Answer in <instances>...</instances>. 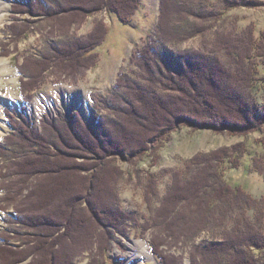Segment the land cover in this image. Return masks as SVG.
Instances as JSON below:
<instances>
[{
	"label": "trees",
	"instance_id": "1",
	"mask_svg": "<svg viewBox=\"0 0 264 264\" xmlns=\"http://www.w3.org/2000/svg\"><path fill=\"white\" fill-rule=\"evenodd\" d=\"M25 1L29 7L37 8L36 12L54 14V18L56 15L50 26L62 25L60 28L101 7L127 22L139 5L138 0ZM252 3L253 0H160L157 37H148L132 51L129 62L134 63L136 72L118 73L113 91L107 95L109 102L104 100L106 112L101 113L102 108L95 106L90 121L83 120L76 111L60 112L53 118H41L37 129L23 113L17 119L6 112L13 130L0 141V210L11 209V213L7 215L6 228L0 230V264H23L28 257L30 260L24 264H74L83 251L111 247L112 232L130 219V213L119 204L117 185L125 173L117 156L127 161L131 166L129 177L135 178L140 153L149 150L146 155L157 157L155 141L161 139L160 146L178 123L244 131L251 117L264 119V92L262 103L251 92L256 78L252 62L257 55H264V47L252 56V40L223 33L225 30L221 33L216 27L223 21L221 6ZM16 8H22L21 4ZM68 11L71 13L63 18ZM197 34L202 36L200 47L161 55V44L176 45ZM95 36L77 40L73 47L85 54V60L102 41L101 33ZM71 45L68 42L53 52L66 58V47ZM63 64L69 66L67 62ZM223 70L233 75L232 85L238 88L226 96L223 90L229 89V83L221 81L225 78L221 76ZM24 87L30 88L27 83ZM21 91L30 97L26 89ZM148 100L155 107H146L148 113H140L138 109L145 108ZM211 151L198 152L183 170L174 171L152 215L154 226L164 225L171 238L182 236L184 243L198 232L212 229L210 237L207 235L190 251L191 264H264V195L256 197L242 186L232 185L221 169L224 162L238 166L237 154L243 149ZM263 160L253 158L249 168L264 178ZM147 179L145 195L157 196V181ZM161 213L163 221L159 219ZM71 225L79 229L78 240L75 236L72 240L75 234L70 235L72 241L63 246V239L71 234ZM151 250L160 264H181L178 258L159 250L157 242H152ZM98 259L93 254L88 264H100Z\"/></svg>",
	"mask_w": 264,
	"mask_h": 264
},
{
	"label": "rangeland",
	"instance_id": "2",
	"mask_svg": "<svg viewBox=\"0 0 264 264\" xmlns=\"http://www.w3.org/2000/svg\"><path fill=\"white\" fill-rule=\"evenodd\" d=\"M138 1V7L129 16L127 22L121 21L106 7H101L88 15L80 16L81 19L74 22L67 21L62 28H60L62 25L57 27L58 24L50 26L56 18V15L54 18V14L47 16V13H42L43 11L36 12L37 8L29 7L24 0H12L9 3L10 6L4 16L3 24L0 26V63L7 64L9 69L16 74L12 80H6L7 78L0 76V114L3 115L0 117V141L12 130L4 116L3 107L13 112L17 119H20L18 113L23 108L24 115L27 112L28 119L39 129V121L45 115L44 113L54 117L59 112L65 113L69 109H75L90 121L96 112L95 106L98 105L102 108L101 113L106 112L104 100L109 102L107 95L113 91L118 73L123 71L131 74L137 70L134 63L129 62L132 51L147 41L148 37H157L160 0ZM18 4H21L22 7L19 10L16 8ZM220 11L223 21L220 20L216 25L220 32L225 30L223 33H230L234 37H245L248 41L252 40V44H255V48L251 50L252 56H255V52H262L264 47V0H253L252 4L246 5L221 6ZM53 13L55 12L53 11ZM70 13V11L65 12L62 17L64 18ZM46 17H49L48 21ZM99 33L102 36L100 45L86 57L89 59L85 60V54L81 50L80 52L76 51L73 48L74 45L77 40H90ZM200 37L202 36L197 34L176 45L161 44L163 46L161 55L177 53L178 49L198 48L201 43ZM68 42L72 45L69 48L66 47V50L68 49L67 57L62 58L59 56L60 54L56 56L57 53L53 52V49L64 46ZM54 56L56 59H52ZM76 56L80 59L76 60ZM262 58L264 55H257L253 64L251 63L255 67L253 74L256 77L255 87L252 88L254 91L251 89V92L258 97L260 103H262L261 97L264 92V89L261 88V84L264 82V61ZM63 62L69 63L71 68L64 65ZM68 68L70 69L67 70ZM223 71L225 78H222L224 80L221 81L230 84L228 85L229 89L223 91L224 94L235 93L238 88L232 85L233 75ZM216 82L219 81L216 80ZM25 83L30 88L24 87ZM21 88L32 93L27 105L21 97V93H23ZM31 88L32 91L28 90ZM196 97H199V94ZM240 98L242 99V97ZM145 103L147 106L145 105L143 110L142 108L138 109L142 114L148 113L147 109L153 106L150 100ZM146 107L148 108L146 109ZM249 123L250 125H246L247 128L244 131L228 128L213 130L194 124L178 123L176 127L169 130L168 138L163 140L160 146L161 139L155 141L157 157L146 155L149 150L140 153L139 174L135 178L129 177L131 166L127 161L117 156L116 159L125 173L117 185L119 204L125 212L130 213V219L124 220L120 224V229L112 232L111 247L100 249L98 252H95L94 249L91 252L83 251L76 257L74 264H88L93 254L96 258H100L96 261H99L100 264L142 263L145 258L136 256L133 251H130L129 244L134 242L135 244L143 242L142 245H145L146 242L150 254L157 264H159L158 257L151 251L152 242L155 244L157 242L158 249L168 256L181 260V264H191L190 251L195 247L194 245L204 241L207 235L210 237L212 229L198 232V235L192 240L184 243L181 239L182 236L172 239L169 229L164 231V225L154 226L152 215L160 206L159 200H162L166 194L174 171L183 170L185 164L198 152H207L218 148L231 147L236 152L240 151V148L243 149L241 154H233L238 156H236L239 160L238 166L233 167L229 162L221 164L223 177L226 181L232 185L242 186L256 197L264 195V178L249 168L253 158H264V119L251 117ZM1 124L5 125V128H2ZM77 159L81 160V157ZM147 178L157 181V196L145 195L144 184ZM147 180L150 182L149 179ZM2 193L0 189V197ZM166 206H168L167 203ZM162 211V213L165 212ZM10 212L11 209L0 210V230L6 228L5 222ZM162 213L159 218L161 221L164 218ZM70 229L71 234L67 236V239H63V241L65 240L63 246L66 241L71 242L74 236L78 240L77 231L79 229L74 228L73 225ZM73 229L77 230L72 231ZM70 235H73L72 240L69 239ZM94 247H96L95 244ZM29 260L30 257L23 264Z\"/></svg>",
	"mask_w": 264,
	"mask_h": 264
},
{
	"label": "bare ground",
	"instance_id": "3",
	"mask_svg": "<svg viewBox=\"0 0 264 264\" xmlns=\"http://www.w3.org/2000/svg\"><path fill=\"white\" fill-rule=\"evenodd\" d=\"M12 0H0V26L3 24V21H4V16H5V14H6V11L8 10V7L10 6L9 5V3L11 2ZM26 3V2H25ZM1 61V60H0ZM211 69V68H210ZM223 69V68H222ZM221 69V70H222ZM220 72V71H219ZM174 73V72H173ZM16 73H14L13 71H11V69H9V66L7 65V64H5V63H0V76L1 77H3V78H7L6 80H12V79H14L13 77H14V75H15ZM226 75V74H225ZM220 76V75H219ZM221 76H223V75H221ZM212 77V76H211ZM227 77V76H226ZM215 78V77H214ZM221 79V78H220ZM230 79V78H229ZM217 80V79H216ZM263 80V79H262ZM198 82V81H197ZM212 82V81H211ZM220 82V81H219ZM218 83V82H217ZM216 83V84H217ZM225 83V82H224ZM197 84V83H196ZM198 85V84H197ZM206 85V84H205ZM209 85V84H208ZM217 85H219V84H217ZM225 85V84H224ZM228 85V84H227ZM230 85V84H229ZM200 86V85H199ZM214 86H216V85H214ZM213 86V87H214ZM197 87V86H196ZM196 87H195V89H196ZM201 87V86H200ZM219 87V86H218ZM227 88V87H226ZM162 89V88H161ZM191 89V88H190ZM209 89H211V88H209ZM215 89H217V88H215ZM19 90H20V88H19ZM198 90V89H197ZM227 90V89H226ZM245 90V89H244ZM249 90V89H248ZM208 91H210V90H208ZM212 91V90H211ZM224 91V90H223ZM232 91V90H231ZM234 91V90H233ZM219 92H220V90H219ZM218 92V93H219ZM246 94V93H245ZM244 94V95H245ZM202 95V94H201ZM225 96H226V94H224ZM222 96H223V94H222ZM229 96H231V95H229ZM250 96V95H249ZM204 97V96H203ZM195 98V97H194ZM205 98V97H204ZM79 99V98H78ZM227 100H228V98H226ZM232 99V98H231ZM239 99V98H238ZM197 100V99H196ZM240 100V99H239ZM143 101V100H142ZM188 101V100H187ZM206 101V100H205ZM226 101V100H225ZM229 101H231V100H229ZM252 101V100H251ZM146 102V101H145ZM179 102V101H178ZM184 102V101H183ZM202 102V101H201ZM238 102V101H237ZM236 102V103H237ZM242 102V101H241ZM240 102V103H241ZM198 103V102H197ZM231 103V102H230ZM239 103V102H238ZM242 104V103H241ZM157 105H159V103L157 104ZM254 105V104H253ZM151 106V105H150ZM154 106V105H153ZM233 106V105H232ZM245 106V105H244ZM188 107V106H187ZM237 107V106H236ZM239 108H240V106H238ZM246 107V106H245ZM249 107V106H248ZM148 108V107H147ZM183 108H184V106H183ZM244 107H242V109H243ZM255 108V107H254ZM125 109V108H124ZM123 109V110H124ZM129 109V108H128ZM185 109V108H184ZM230 109V108H229ZM241 109V110H242ZM249 110H250V108H248ZM142 110H143V108H142ZM153 110V109H152ZM200 110V109H199ZM213 110V109H212ZM235 110V112H236V109H234ZM239 110V109H238ZM237 110V111H238ZM246 110V109H245ZM253 110V109H252ZM180 111V110H179ZM178 111V112H179ZM207 111V110H206ZM244 111V110H243ZM3 112H4V110H3ZM22 112V111H21ZM128 112V111H127ZM126 112V113H127ZM136 112V111H135ZM153 112V111H152ZM215 112V111H214ZM228 112V111H227ZM239 112V111H238ZM242 112V111H241ZM60 113V112H59ZM58 113V114H59ZM64 113V112H63ZM237 113V112H236ZM256 113V112H255ZM18 114H20V112L18 113ZM57 114V115H58ZM197 114V113H196ZM210 114V113H209ZM57 115H54V117L55 116H57ZM139 115V114H138ZM238 115V114H237ZM245 115V114H244ZM250 115V114H249ZM44 116H48V117H51L50 115H44ZM43 116V117H44ZM135 116V115H134ZM142 116V115H141ZM149 116V115H148ZM193 116V115H192ZM198 116V115H197ZM235 116H236V114H235ZM0 117H3V115H2V113L0 114ZM42 117V118H43ZM208 117V116H207ZM237 117V116H236ZM238 117H239V115H238ZM246 117V116H245ZM51 118H53V117H51ZM132 118V117H131ZM142 118V117H141ZM140 118V119H141ZM147 118V117H146ZM209 118V117H208ZM213 118V117H212ZM235 118V117H234ZM233 118V119H234ZM243 117H241L240 119H242ZM1 119V118H0ZM3 119V118H2ZM193 119V118H192ZM201 119V118H200ZM205 119V118H204ZM219 119H220V117H219ZM236 119V118H235ZM40 120H41V118H40ZM89 120V119H88ZM132 120H134L133 118H132ZM196 120V119H195ZM228 120V119H227ZM140 121V120H139ZM234 121V120H233ZM236 121H238L237 119H236ZM40 122V121H39ZM135 122V121H134ZM199 122V121H198ZM201 122H202V120H201ZM223 122V121H222ZM203 123V122H202ZM232 123V122H231ZM238 123V122H237ZM5 124V123H4ZM169 124V123H168ZM239 124V123H238ZM253 124V123H252ZM6 125V124H5ZM5 125H3V124H1V126H2V128H5ZM77 125V124H76ZM8 126V125H7ZM75 126V125H74ZM135 126V125H134ZM234 126V125H233ZM79 127V126H78ZM232 127V126H231ZM135 128V127H134ZM37 129H39V128H37ZM136 129V128H135ZM139 129V128H138ZM122 130V129H121ZM120 130V131H121ZM117 131V130H116ZM131 131V130H130ZM118 132V131H117ZM125 132V131H124ZM9 134V133H8ZM120 135V134H119ZM122 135V134H121ZM125 135V134H124ZM129 136V135H128ZM127 136V137H128ZM118 137H120V136H118ZM91 138V137H90ZM116 139V138H115ZM92 140V139H91ZM116 140H118V139H116ZM138 140V139H137ZM65 141V140H64ZM123 141V140H122ZM125 142H127V140L125 141ZM71 146V145H70ZM147 146V145H146ZM113 147V146H112ZM133 147H134V145H133ZM115 149V148H114ZM212 152V151H211ZM191 168V167H190ZM178 174V173H177ZM96 182H98V181H96ZM146 182V181H145ZM185 182V181H184ZM94 183V182H93ZM151 186V185H150ZM92 189H93V187H92ZM96 189V188H95ZM94 194H95V192H94ZM203 194V193H202ZM178 195V194H177ZM195 195V194H194ZM92 196V195H91ZM152 196V195H151ZM197 196V195H196ZM204 196V195H203ZM80 197V196H79ZM101 197V196H100ZM75 198V197H74ZM97 199L99 198V197H96ZM187 198V197H186ZM201 198V197H200ZM94 199V198H93ZM188 199V198H187ZM190 200V199H189ZM192 202V201H191ZM93 204V203H92ZM94 209V208H93ZM260 209V208H259ZM107 214V213H106ZM104 215V214H103ZM244 216V215H243ZM115 218V217H114ZM148 220V219H147ZM254 230V229H253ZM191 233V232H190ZM255 237H257V236H255ZM173 239V238H172ZM244 239V238H243ZM141 243H143V242H140V243H137L136 242V244H135V242L134 243H130L129 244V247H130V251H133L134 252V254L136 255V256H140V257H143V258H145V261L144 262H142V263H138V264H157V262L156 261H154V259H153V256L150 254V250H149V247H148V245L146 244V242H145V245L143 244H141ZM207 246V245H206ZM250 247V246H249ZM209 248V247H208ZM89 249V248H88ZM190 251V250H189ZM151 260H152V262H151ZM81 264H84V263H81Z\"/></svg>",
	"mask_w": 264,
	"mask_h": 264
}]
</instances>
